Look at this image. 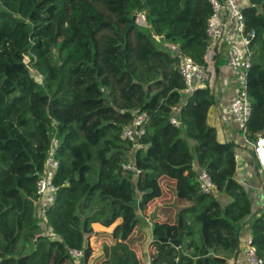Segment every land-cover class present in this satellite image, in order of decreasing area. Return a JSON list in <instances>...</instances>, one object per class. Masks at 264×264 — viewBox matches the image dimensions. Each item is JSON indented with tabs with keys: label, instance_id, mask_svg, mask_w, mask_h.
I'll return each instance as SVG.
<instances>
[{
	"label": "trees",
	"instance_id": "trees-1",
	"mask_svg": "<svg viewBox=\"0 0 264 264\" xmlns=\"http://www.w3.org/2000/svg\"><path fill=\"white\" fill-rule=\"evenodd\" d=\"M139 2L148 6L146 25ZM244 14L257 33L248 87V137L256 141L264 133V0ZM210 15L208 0H0V264H68L70 249L84 250L88 264L95 224L114 227L102 264H139L127 241L139 212L163 196L164 177L176 183L180 211L173 225H153L152 264H178L179 250L160 238L176 239L180 230V264H227L246 225L264 260L263 216L237 180L239 146L220 142L208 123L213 90L182 92L180 55L203 64ZM137 110L149 117L138 149L122 139ZM54 135L52 239L36 192ZM202 171L216 186L211 195L201 189Z\"/></svg>",
	"mask_w": 264,
	"mask_h": 264
},
{
	"label": "built area",
	"instance_id": "built-area-1",
	"mask_svg": "<svg viewBox=\"0 0 264 264\" xmlns=\"http://www.w3.org/2000/svg\"><path fill=\"white\" fill-rule=\"evenodd\" d=\"M254 0H208L211 6V15L206 27V36L209 41L206 52L203 56V64L197 63L193 58L182 56L178 47L174 44L168 47L180 55L178 71L183 79L185 88L183 93L186 95L210 88L214 89L209 68L218 66L220 56L225 53L227 59V68L234 74L236 82L237 96L232 102L231 112L234 116L237 127L240 131L244 146L249 148L257 161L259 173L264 176V133L258 135L256 141H251L248 137V125L253 114V104L248 94L249 72L252 68L251 45L257 37L255 30H249L247 27L244 9L251 6ZM146 18V16H145ZM146 20V19H145ZM226 49L223 50V46ZM214 92V90H213ZM173 111H178L174 108ZM149 117L140 110L135 112L134 122L123 129L122 139L135 144L138 148L139 141L146 135V126ZM171 122L180 126L177 118H172ZM59 141L54 135L51 146L46 158L44 173L40 175L37 183V198L39 218L43 222L47 221V213L57 200V187L55 186V177L59 170V161L57 159V150ZM237 161L240 154H236ZM126 170L136 171L132 164L125 166ZM136 173H140L136 171ZM199 182L202 191L206 195L216 192V186L206 171L199 175ZM264 219V211L261 214ZM47 231L52 239L56 238L54 229L47 226ZM71 258L79 260L84 258V250L70 249ZM247 264H264V260L258 255L256 246L252 238H248L242 248Z\"/></svg>",
	"mask_w": 264,
	"mask_h": 264
},
{
	"label": "crops",
	"instance_id": "crops-1",
	"mask_svg": "<svg viewBox=\"0 0 264 264\" xmlns=\"http://www.w3.org/2000/svg\"><path fill=\"white\" fill-rule=\"evenodd\" d=\"M225 49L226 46L224 45L223 50ZM208 70L215 76V81L213 83V86H215L213 89L215 104L210 111L208 123L217 129L218 140L220 142H234L239 146L237 153L240 154V159L238 160L237 180L250 192L254 201L255 211H260L262 214L264 211V176H262L263 178L259 176V168L256 158L253 152L248 147L246 148L244 146L240 131L231 112V105L237 96V90L234 74L227 68L225 53L220 56L218 66L213 69L209 68ZM162 179L164 180L166 177ZM171 181V183L175 184L173 180ZM41 222L43 221L41 220ZM175 222L176 216L169 224L173 225ZM45 225L47 226V223ZM95 226L107 229L100 224H95L94 227ZM95 234L97 235L98 232ZM248 238H252L250 225H246L242 231L239 254L228 260L227 264H247L246 259L242 254V248ZM71 262H76V259L72 258Z\"/></svg>",
	"mask_w": 264,
	"mask_h": 264
},
{
	"label": "rangeland",
	"instance_id": "rangeland-1",
	"mask_svg": "<svg viewBox=\"0 0 264 264\" xmlns=\"http://www.w3.org/2000/svg\"><path fill=\"white\" fill-rule=\"evenodd\" d=\"M139 9V23L141 25H146V14L148 12V6L144 2L138 3ZM155 41L161 45L163 48L167 49L165 42L160 37H155ZM28 61V60H27ZM32 70V69H31ZM209 71V70H208ZM214 80L215 76L212 72H208ZM34 77H37L39 82H42V77L32 70ZM259 176L262 175L259 173ZM263 178V177H262ZM264 179V178H263ZM172 181L167 179H161V186L163 189V196L150 203L147 209L143 212H139V226L136 228L132 236L127 241L129 248L135 253L139 264H152L151 260L157 253L155 246V238L152 232V226L154 224H169L177 216L180 208L177 204L175 187L176 183H171ZM175 182V181H174ZM225 203V202H223ZM120 223V221L118 222ZM95 233L89 238L87 248L91 250V257L88 264H102L104 261L102 255L104 254V247L106 245L111 246L115 243L112 238L113 228H100L93 227ZM50 235V234H49ZM51 236V235H50ZM68 264H84L83 258L76 260V262H71Z\"/></svg>",
	"mask_w": 264,
	"mask_h": 264
},
{
	"label": "water",
	"instance_id": "water-1",
	"mask_svg": "<svg viewBox=\"0 0 264 264\" xmlns=\"http://www.w3.org/2000/svg\"><path fill=\"white\" fill-rule=\"evenodd\" d=\"M136 19V17H135ZM163 77L160 76L159 81H162ZM154 82H152L153 84ZM251 217V215L246 216L241 222L240 224H244L249 218ZM183 231L180 230V235L176 238V239H168V238H160V242L162 243H167V244H171L172 246H174L176 249L179 250V258L177 260L178 264H180V262L182 261V259L185 257L184 252L181 249V235H182ZM210 255H214V250H210ZM203 259L199 258L196 261V264H200L202 262ZM216 261L218 262H226V260L224 258H215Z\"/></svg>",
	"mask_w": 264,
	"mask_h": 264
}]
</instances>
